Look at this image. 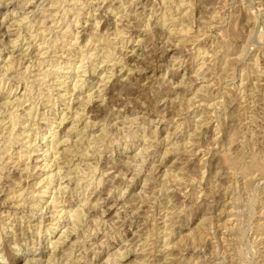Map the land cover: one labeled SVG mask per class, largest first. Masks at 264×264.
I'll return each instance as SVG.
<instances>
[{"label":"rangeland","instance_id":"374dc122","mask_svg":"<svg viewBox=\"0 0 264 264\" xmlns=\"http://www.w3.org/2000/svg\"><path fill=\"white\" fill-rule=\"evenodd\" d=\"M71 1L12 0L0 5V213L4 212L0 222L11 225L0 226V254L5 256L0 264H28L35 254L42 257V264H244L235 251L245 243L256 250L252 264H264V0ZM182 29L189 31L185 34ZM174 31L177 34L173 35ZM105 50L114 55L103 63ZM73 67L75 72H70ZM65 75L69 81L63 87L57 86ZM74 84L80 90L74 92ZM101 97L105 98L103 105ZM6 99H10V106H4ZM81 103L78 120L62 117ZM143 117L153 128L138 141L139 147H133L132 140L110 142L117 134L123 135L121 129L128 131L137 121L144 122ZM70 121L76 130L66 135ZM13 125L14 134L21 133L18 137L9 136ZM82 127L85 142H91L95 134L93 137L101 141L97 145L102 150L91 160L98 166L94 176L100 183L95 178L93 186L82 188L90 198L85 208L91 210L84 227L78 228L75 235L70 224L63 223L50 233L55 228L51 208L43 211L27 207L32 192L42 195L40 180L56 168L40 169L45 165L41 153L55 137L83 141L78 139ZM42 133L48 139H42ZM36 135L35 145H39L34 148L43 149L32 153L30 170L23 171L24 166L15 163L18 147L27 142L34 145ZM8 139L15 144L6 153H13L10 161L14 165L3 153ZM50 154L48 161L52 160ZM4 161L8 164L3 165ZM245 172L254 178L245 177ZM87 174L80 175L81 182L89 180L85 179ZM21 178L23 183L18 185ZM54 183L52 190L57 189ZM12 190L18 191L16 194L25 191L26 204L18 206L24 201L17 203L19 198L14 197L4 205ZM66 193L64 201L77 207L71 190ZM51 195L49 192L44 199L38 198L41 205H48ZM90 201L96 202L94 211ZM250 205L253 208L248 210ZM231 224L242 226L237 247ZM13 230H18L19 245L12 237ZM62 232L66 233L64 242L51 246ZM50 256L52 261H48Z\"/></svg>","mask_w":264,"mask_h":264},{"label":"bare ground","instance_id":"6f19581e","mask_svg":"<svg viewBox=\"0 0 264 264\" xmlns=\"http://www.w3.org/2000/svg\"><path fill=\"white\" fill-rule=\"evenodd\" d=\"M73 1V0H72ZM71 1V2H72ZM100 1V0H99ZM34 2V1H33ZM81 2V1H80ZM79 2V3H80ZM130 2V1H129ZM163 2V1H162ZM28 3V2H27ZM165 3V2H164ZM242 3V2H241ZM240 4V3H239ZM128 5H130V4H128ZM164 5V4H163ZM169 5V4H168ZM184 5H186V4H184ZM195 6V5H194ZM27 7V6H26ZM208 7V6H207ZM152 8V7H151ZM150 9V8H149ZM125 10V9H124ZM133 10V9H132ZM39 11V10H38ZM65 11V10H64ZM208 11V10H207ZM219 12V11H218ZM26 13V12H25ZM262 13V12H261ZM135 14V13H134ZM166 14V13H165ZM167 14L169 15V13L167 12ZM246 14H247V12H246ZM260 14V13H259ZM78 15H79V13H78ZM213 15H215V14H213ZM162 16H163V14H162ZM170 16V15H169ZM104 17V16H103ZM164 17V16H163ZM248 17V16H247ZM44 18V17H43ZM167 17H165V19H166ZM19 19H21V18H19ZM25 19V18H24ZM171 19V18H170ZM255 19V18H254ZM28 20V19H27ZM38 20V19H37ZM164 19H162V21H163ZM178 20V19H177ZM166 21V20H165ZM164 21V22H165ZM205 21V20H204ZM16 22V21H15ZM18 22V21H17ZM160 22H161V20H160ZM19 23H21V21L19 22ZM173 23V22H172ZM165 24V23H164ZM202 24V23H201ZM57 25V24H56ZM162 25V24H161ZM23 26V25H22ZM146 27V26H145ZM76 28V27H75ZM124 28V27H123ZM170 28V27H169ZM184 28V27H183ZM206 28V27H205ZM178 29V28H177ZM206 29H208V28H206ZM55 30V29H54ZM77 30V29H76ZM170 30V29H169ZM176 30V29H175ZM178 30H180V29H178ZM185 29H182L181 31H182V33H185L186 31L188 32L189 30H186V31H184ZM218 30V29H217ZM118 31V30H117ZM226 31V30H225ZM175 32V31H174ZM186 32V33H187ZM202 32H204V31H202ZM45 33V32H44ZM119 33V32H118ZM169 33H171V31H169ZM168 33V34H169ZM185 33V34H186ZM201 33V32H200ZM120 34H121V32H120ZM173 35H175V34H177L176 32L175 33H172ZM181 34V33H180ZM184 34V35H185ZM205 34V33H204ZM65 35H67V34H65ZM183 35V36H184ZM206 35V34H205ZM106 36V35H105ZM168 36V35H167ZM182 36V35H181ZM182 36V37H183ZM203 36V35H202ZM95 37V36H94ZM100 37V36H99ZM178 37V36H177ZM187 37V36H186ZM195 37V36H194ZM193 37V38H194ZM206 37V36H205ZM114 38V37H113ZM185 37H183V38H181V39H184ZM197 38H199V37H196V39ZM116 39V38H115ZM189 39V38H188ZM56 40V39H55ZM131 40V39H130ZM28 41V40H27ZM107 41V40H106ZM199 41V40H198ZM201 41V40H200ZM34 42V41H33ZM40 42V41H39ZM43 42V41H42ZM49 42V41H48ZM96 42V41H95ZM104 42V41H103ZM110 42V41H109ZM182 42V41H181ZM193 42V41H192ZM15 43V42H14ZM97 43V42H96ZM95 43V44H96ZM112 42H110L109 43V45H112L111 44ZM226 43V42H225ZM13 44V43H12ZM12 44H10V45H12ZM101 44V43H100ZM108 44V43H107ZM16 45V44H15ZM85 45H87V44H85ZM90 45H91V43H90ZM108 45V46H109ZM43 46V45H42ZM41 46V47H42ZM38 47H39V45H38ZM40 47V49H42ZM90 47V46H89ZM99 47V46H98ZM198 47V46H197ZM201 47V46H200ZM216 47V46H215ZM220 47V46H219ZM105 48V47H104ZM108 49H110V48H108ZM107 49V50H108ZM211 49V48H210ZM45 50V49H44ZM77 50V49H76ZM93 51V50H92ZM95 51V50H94ZM116 51V50H115ZM198 51V50H197ZM216 51V50H215ZM88 52V51H87ZM105 52H106V50H105ZM105 52H104V54H105ZM222 52V51H221ZM224 52V51H223ZM80 53V52H79ZM81 53H82V51H81ZM92 53V52H91ZM116 53V52H115ZM198 53H200V52H198ZM104 54H103V56H104ZM110 54H111V51H110ZM109 53H107L106 52V55H105V61L103 60V63L104 62H106L108 59H110V58H112L113 59V56L112 55H114V53L112 54V55H110ZM222 54V53H221ZM226 54V53H225ZM229 54V53H228ZM87 55V54H86ZM96 55V54H95ZM200 55V54H199ZM205 55V54H204ZM245 55V54H244ZM9 56V55H8ZM88 56H91V54L89 55L88 54ZM94 56V55H93ZM112 56V57H111ZM116 56V55H115ZM203 56V55H202ZM240 56V55H239ZM11 57V56H10ZM84 57V56H83ZM228 57V56H227ZM244 57V56H243ZM12 58V57H11ZM90 58V57H89ZM178 58V57H177ZM214 58V57H213ZM223 58V57H222ZM15 59V58H14ZM104 59V58H103ZM245 59V58H244ZM81 60V59H80ZM111 60V59H110ZM120 60V59H119ZM180 60V59H179ZM220 60V59H219ZM254 60V59H253ZM9 61H11V60H9ZM14 61V60H13ZM18 61V60H17ZM205 61V60H204ZM222 61V60H221ZM7 62V61H6ZM22 62V61H21ZM53 62V61H52ZM108 62H110V61H108ZM116 62V61H115ZM208 62V61H207ZM210 62V61H209ZM208 62V63H209ZM226 62V61H225ZM9 63V62H8ZM12 63H14V62H12ZM11 63V64H12ZM16 63V62H15ZM38 64V63H37ZM110 64V63H109ZM113 64V63H112ZM111 64V65H112ZM255 64V63H254ZM4 65H5V63H4ZM95 65V64H94ZM222 65V64H221ZM7 66V65H6ZM42 66V65H41ZM65 66V65H64ZM106 66V65H105ZM32 67V66H31ZM40 67V66H39ZM12 68V67H11ZM14 68V67H13ZM12 68V69H13ZM51 68V67H50ZM57 68V67H56ZM199 68V67H198ZM256 68V67H255ZM8 69V68H7ZM10 69V68H9ZM46 69V68H45ZM58 69V68H57ZM200 69V68H199ZM204 69V68H203ZM220 69V68H219ZM231 69V68H230ZM250 70V69H249ZM77 71H79V70H77ZM86 71V70H85ZM93 71V70H92ZM205 71V70H204ZM219 71H221V70H219ZM259 71V70H258ZM24 72V71H23ZM256 72V71H255ZM51 73V72H50ZM106 73V72H105ZM257 73V72H256ZM2 74V73H1ZM71 74V73H70ZM68 75H69V72H68ZM182 75V74H181ZM215 75V74H214ZM235 75V74H234ZM259 75V74H258ZM66 76V75H65ZM7 77V76H6ZM28 77V76H27ZM62 78V77H61ZM181 79V78H180ZM108 80V79H107ZM41 81V80H40ZM241 81V80H240ZM51 82V81H50ZM54 82V81H53ZM75 82V81H74ZM76 82H78V81H76ZM75 82V83H76ZM87 82V81H86ZM211 82H213V81H211ZM255 82V81H254ZM181 83V82H180ZM38 84V83H37ZM186 84V83H185ZM191 85V84H190ZM209 85V84H208ZM78 85L77 84H74V86H73V91L74 92H76V91H78V90H80V88H78L77 87ZM206 86V85H205ZM199 87V86H198ZM28 88V87H27ZM26 88V89H27ZM28 89H30V88H28ZM50 90V89H49ZM26 91H28V90H26ZM25 91V92H26ZM47 91V90H46ZM72 91V92H73ZM227 91V90H226ZM21 92V91H20ZM32 92V91H31ZM38 92V91H37ZM49 92V91H48ZM203 93V92H202ZM41 94V93H40ZM80 94V93H79ZM244 94V93H243ZM251 94V93H250ZM8 95V94H7ZM67 95V94H66ZM72 95H75V93H73ZM71 95V96H72ZM30 96V95H29ZM77 96V95H76ZM63 97V96H62ZM78 97H79V95H78ZM206 97V96H205ZM210 97V96H209ZM229 97V96H228ZM24 98V97H23ZM22 98V99H23ZM88 98V97H87ZM90 98V97H89ZM234 98V97H233ZM20 99V98H19ZM75 99V98H74ZM209 98H207V100H208ZM72 101H73V98L71 99ZM85 101H86V99H84ZM207 100L206 101H203V102H207ZM230 100V99H229ZM235 100V99H234ZM22 101V100H21ZM80 101V100H79ZM231 101V100H230ZM25 102V101H24ZM88 102V101H87ZM90 102V101H89ZM232 102V101H231ZM230 102V103H231ZM11 103V101H10V99H6V101L4 102V106H10L9 104ZM15 103V102H14ZM13 103V104H14ZM70 103V102H69ZM225 103V102H224ZM33 104H35V103H33ZM71 104V103H70ZM69 104V105H70ZM83 105V103H81L80 105H78V107H77V109L74 111L73 110V112H70V114L69 113H65V114H63L62 115V117L65 119V118H67V117H71V118H73L74 119V122H75V120L81 115V113H80V111H79V106H82ZM214 105H215V103H214ZM17 106H18V104H17ZM208 106V105H207ZM180 107V106H179ZM217 107V106H216ZM8 108V107H7ZM21 108V107H20ZM71 108V107H70ZM85 108H86V106H85ZM190 108V107H189ZM255 108V107H254ZM5 109V108H4ZM18 109V108H17ZM73 109V108H72ZM84 109V108H83ZM1 110V109H0ZM13 110L14 109H11L10 111H12L13 112ZM16 110V109H15ZM22 110V109H21ZM29 110V109H28ZM69 110H71V109H69ZM4 111H6V110H4ZM16 111H18V110H16ZM1 112H3L2 110H1ZM9 112V111H8ZM19 112V111H18ZM30 112H31V110H30ZM44 112V111H43ZM6 113H7V111H6ZM17 113V112H16ZM83 113V112H82ZM240 113V112H239ZM0 114H2V113H0ZM5 114V113H4ZM12 114V113H11ZM28 114H29V112H28ZM27 114V115H28ZM32 114V113H31ZM242 114V113H241ZM255 114V113H254ZM16 115V114H15ZM18 115V114H17ZM16 115V116H17ZM236 115V114H235ZM250 115V114H249ZM8 116V115H7ZM19 116H20V114H19ZM87 116V115H86ZM219 116V115H218ZM252 116H254L253 114H252ZM251 116V117H252ZM10 117H11V115H10ZM10 117H9V119H10ZM13 117H14V115H13ZM28 117V116H27ZM49 117V116H48ZM249 117V116H248ZM15 118V117H14ZM12 119V120H15V119ZM126 118V117H125ZM128 118V117H127ZM241 118V117H240ZM253 118V117H252ZM255 118V117H254ZM34 119V118H33ZM88 119V118H87ZM257 119H259V118H257ZM17 120V119H16ZM28 120V119H27ZM26 120V121H27ZM53 120V119H52ZM78 120V119H77ZM92 120V119H91ZM243 120V119H242ZM241 120V121H242ZM245 120V119H244ZM254 120V119H253ZM62 121H63V119H62ZM61 121V122H62ZM71 121H73V120H71ZM70 121V123H72ZM125 121V120H124ZM127 121V120H126ZM129 121V120H128ZM132 121V120H131ZM206 121V120H205ZM12 122V121H11ZM22 122V121H21ZM72 123V125L70 126V127H68V129L67 130H65L66 131V135H69V133L71 134L72 133V130H76V128H75V126H73L75 123ZM79 122V121H78ZM85 123H86V121H84ZM239 122V121H238ZM17 123V122H16ZM15 123V124H16ZM69 123V122H68ZM88 123V122H87ZM240 123V122H239ZM238 123V124H239ZM253 123V122H252ZM254 123H256V121L254 122ZM13 124H14V122H13ZM89 124L90 123H88L87 125H86V127H88L89 126ZM95 124V123H94ZM205 124V123H204ZM238 124H237V126H238ZM91 125H93L92 123H91ZM114 125V124H113ZM126 125V124H125ZM240 125V124H239ZM248 125V124H247ZM14 126V125H13ZM12 126V129H11V131H10V129H9V131L11 132L10 134H9V136H12V137H14V136H19V134H21L20 132H19V134H14V130H15V126L13 127ZM79 126V125H78ZM83 126V125H82ZM94 126V125H93ZM123 126V125H122ZM52 127V126H51ZM77 127V126H76ZM201 127V126H200ZM248 127V126H247ZM24 128V127H23ZM30 128V127H29ZM123 128V127H122ZM126 128V127H125ZM178 128V127H177ZM25 129L26 128H24L23 130L24 131H21L22 132V135H23V133L24 132H26L25 131ZM118 129V128H117ZM238 129H239V127H238ZM242 129V128H241ZM21 130V129H20ZM54 130V129H53ZM82 132H79L80 133V135L79 136H81V137H79L78 139H80V140H83V141H79V140H75V142L73 141H70L71 139H69L68 137L67 138H65V137H63L62 139H58V138H54L52 141H49V147H48V145H45V150L44 151H42V153L41 154H43V156H44V166H39L40 167V169H45L46 167L48 168V166H50V168L51 167H53V166H56V168H54V169H52V170H50V172H48L49 173V175L47 176V177H44V176H46V175H44L43 177L44 178H42L41 180H40V182L38 183V185L39 184H43V185H41V187L40 188H43V189H40L39 190V192L42 194V195H37V194H33V192L31 193L32 194V198H30L31 200L29 201V204L27 205V207L28 208H30L31 207V209H33L34 210V208H36V210H47V209H49V208H51V210H52V212H53V215H52V227H55V228H52V230L50 229V233L52 232L53 233V231L55 232V229L56 228H58V227H61V224H63V223H67V224H70L68 227H70L71 228V232H75V235H76V232H77V230H78V228H81V227H84V222H85V220L87 221V218H88V216H89V214L88 213H90L89 211H91V210H87V208H85L86 207V205H85V203L88 201V200H90V198L89 197H87L85 194L86 193H84V192H86L85 190L83 191L82 190V188H86V187H88L89 186V184L91 183L92 184V180L90 181V180H88V181H86L85 180V183L84 182H81L80 180V175L82 174V173H88L87 175L88 176H86L85 177V179L87 178V177H90V176H92L93 175V172H94V174L97 172V167H96V163H95V161H91V160H95L96 159V157H97V155H98V153L102 150H99L98 148L100 147L99 145H97L98 143H100L101 141H100V138L99 139H95L93 136H95V135H93L91 138L92 139H90V141L91 142H89V139H88V142H85V138H84V135H81V133L83 134V133H85V131L83 130V127H82ZM105 130V129H104ZM103 130V131H104ZM126 130V129H125ZM201 130V129H200ZM199 130V131H200ZM237 130V129H236ZM249 130V129H248ZM14 131V132H13ZM84 131V132H83ZM107 131V130H106ZM105 131V132H106ZM110 131V130H109ZM247 131V130H246ZM42 132V131H41ZM87 132V131H86ZM102 132V131H101ZM105 132H102V133H105ZM108 132V131H107ZM240 132V131H239ZM254 132V131H253ZM50 133H52V135H53V132L51 131ZM88 133V132H87ZM2 134V133H1ZM7 134V133H6ZM61 134V133H60ZM64 134H65V132H64ZM154 134H155V132H154ZM248 134V133H247ZM251 134V133H250ZM28 135H30V134H28ZM28 135H26V136H28ZM76 135V134H75ZM88 135H90V134H88ZM103 135V137H104V134H102ZM101 135V136H102ZM118 135V134H117ZM245 135V134H244ZM253 135V134H252ZM24 136V135H23ZM25 136V137H26ZM50 136V135H49ZM58 136V135H57ZM64 136V135H63ZM100 136V137H101ZM234 136V135H233ZM251 136V135H250ZM4 137V136H3ZM6 137H8V135L6 136ZM29 137V136H28ZM27 137V138H28ZM41 137H42V139H46L47 137H45V133H42V135H41ZM96 137V136H95ZM231 137V136H230ZM247 137V136H246ZM9 138H11V137H9ZM21 138V137H20ZM24 138V137H23ZM22 138V139H23ZM26 138V139H27ZM37 138H38V136L36 135V141L35 140H33L32 142H34V145H32V144H29L28 142H27V145H25V144H23V145H21V147H18V152H17V157H16V159L18 160V162L16 161L15 163H18V164H20V166L21 165H23L24 167H23V171L24 170H28L29 168H30V164H31V160H32V153L33 152H36L37 151V153H39V151L40 150H42L43 148H38V147H36V148H34L35 146H38L37 144L35 145V143H37ZM51 138V137H50ZM60 138V137H59ZM89 138V137H88ZM215 138V137H214ZM243 138V137H242ZM12 139V138H11ZM48 139V138H47ZM235 139V138H234ZM240 139V138H239ZM244 139V138H243ZM247 139V138H246ZM2 140V139H1ZM5 140H6V138H5ZM13 140V139H12ZM104 140V139H103ZM102 140V142H104ZM3 141V140H2ZM8 141H9V139H8ZM7 141V142H8ZM16 140L14 139V142H15ZM196 141H198V140H196ZM4 142H6V141H4ZM4 142H2L3 144H4ZM10 142V141H9ZM6 143L7 144V148L5 149L4 148V151H3V153L6 155V159H8V161L9 162H11L10 160H12V158L14 157L13 156V153L12 152H10V153H8V154H6L7 152H9V151H11V149L13 148V145H15V144H13L12 142H10V143ZM84 142V143H83ZM111 142V141H110ZM145 142V141H144ZM228 142V141H227ZM16 143H18L17 141H16ZM46 143V142H45ZM86 143H88V144H86ZM107 143H109V142H107ZM126 143V142H125ZM261 143V142H260ZM2 144V145H3ZM103 144V143H102ZM199 144V143H198ZM247 144V143H246ZM245 144V145H246ZM250 144V143H249ZM126 145V144H125ZM142 145V144H141ZM253 145H254V143H253ZM264 145V144H263ZM85 146H87V148L89 149V150H86L84 147ZM103 146V145H102ZM101 146V147H102ZM127 146V145H126ZM200 146V145H199ZM192 147V146H191ZM3 147H1V149H2ZM104 148V147H103ZM148 148V147H147ZM244 148V147H243ZM24 149V150H23ZM54 150V152L53 151H51V154H52V160L51 161H48L49 159H48V157H49V154H50V150ZM105 149V148H104ZM141 149V148H140ZM251 149H253V148H251ZM90 150H92V152L90 151ZM204 150V149H203ZM202 150V151H203ZM230 150V149H229ZM244 150V149H243ZM2 151V150H1ZM13 151V150H12ZM145 151V150H144ZM250 151V150H249ZM14 152H15V150H14ZM41 152V151H40ZM227 152V151H226ZM252 152V151H251ZM0 153H2V152H0ZM140 153V152H139ZM139 153H137L138 155H139ZM197 153V152H196ZM231 153H233V150H232V152ZM230 153V154H231ZM240 153V152H239ZM242 153V152H241ZM240 153V154H241ZM50 154V155H51ZM100 154H102V153H100ZM147 154V153H146ZM229 154V153H228ZM244 154V153H243ZM4 155V156H5ZM39 155V154H38ZM143 155V154H142ZM255 155V154H254ZM260 155V154H259ZM3 156V157H4ZM144 156V155H143ZM230 156V155H229ZM258 156V155H257ZM50 157V158H51ZM232 157V156H231ZM260 157H263V156H261L260 155ZM36 158H38V157H36ZM141 158V157H140ZM139 158V159H140ZM125 159V158H124ZM143 159V158H142ZM145 159V158H144ZM245 159H247V158H245ZM250 159V158H249ZM1 160V159H0ZM13 161H15V159L13 160ZM137 161V160H136ZM5 162V161H4ZM77 162V163H76ZM97 162V161H96ZM130 162V161H129ZM247 162H248V160H247ZM250 162V161H249ZM12 164H13V162H11ZM99 163V162H98ZM127 163V162H126ZM125 163V164H126ZM145 163V162H144ZM151 163V162H150ZM201 163V162H200ZM241 163V162H240ZM8 164V162H5V163H3V165H7ZM64 165V166H62L61 167V165ZM135 164V163H134ZM138 164V163H137ZM195 164V163H194ZM242 164V163H241ZM249 164V163H248ZM1 165V164H0ZM14 165V164H13ZM144 165V164H143ZM151 166V165H150ZM230 166V165H229ZM1 167V166H0ZM8 167V166H7ZM13 167V166H12ZM65 168V171L63 172L62 170V168ZM71 167H73V168H71ZM241 167V166H240ZM239 167V168H240ZM2 168V167H1ZM0 168V169H1ZM6 168V167H5ZM14 168V167H13ZM12 168V169H13ZM134 168H135V166H134ZM136 168H138V166L136 167ZM236 168V167H235ZM18 169V168H17ZM37 169V168H36ZM139 169H141V168H139ZM6 170V169H5ZM22 170V169H21ZM20 170V171H21ZM30 170V169H29ZM104 170V169H103ZM129 170V169H128ZM133 170V169H132ZM136 170V169H135ZM142 170V169H141ZM199 170H201V168L199 169ZM230 170V169H229ZM140 171V170H139ZM223 171H225V170H223ZM232 171V170H231ZM237 171V170H236ZM238 171H239V169H238ZM237 171V172H238ZM22 172V171H21ZM141 172V171H140ZM200 172V171H199ZM240 172V171H239ZM23 173V172H22ZM101 173V172H100ZM231 173H233V171L231 172ZM246 173V172H245ZM255 173V172H254ZM257 173V172H256ZM5 174V173H4ZM20 174V173H19ZM90 174H92V175H90ZM226 174V173H225ZM230 174V173H229ZM241 174V173H240ZM253 174V173H252ZM8 175V174H7ZM101 175V174H100ZM105 175V174H104ZM120 175V174H119ZM201 175H203V174H201ZM226 175H228V174H226ZM232 175V174H231ZM235 176L237 175L238 176V174L237 173H235L234 174ZM233 175V176H234ZM246 175H248V173H246ZM255 175V174H254ZM41 176V175H40ZM56 176H58L57 178V180H56ZM125 176V175H124ZM138 176V175H137ZM241 176V175H240ZM242 176H244V175H242ZM251 177L252 179L254 178L253 176H251V175H248V176H245V177ZM1 177H2V175H0V180H1ZM70 177V178H69ZM199 177H201V176H199ZM198 177V180L199 179H201V178H199ZM3 178V177H2ZM4 178H6V177H4ZM96 178V177H95ZM94 178V179H95ZM101 178V177H100ZM133 178V177H132ZM242 178V177H241ZM246 178V179H247ZM257 178V177H256ZM17 179V178H16ZM97 179V178H96ZM102 179V178H101ZM136 179V178H135ZM196 179V178H195ZM194 179V180H195ZM24 180V179H23ZM23 180H22V178L20 179V181H18V185H20L21 183H23ZM66 180V181H65ZM98 180L99 179H97V182H98ZM129 180H131V179H129ZM236 180V179H235ZM242 180V179H241ZM240 180V181H241ZM247 181V180H246ZM250 181V180H249ZM25 182H26V180H25ZM54 182H57V189L55 188L54 190H52L53 189V184H55ZM102 182V181H101ZM236 182V181H235ZM238 182V181H237ZM244 182V181H243ZM248 182V181H247ZM258 182V181H257ZM256 182V183H257ZM261 182V181H260ZM98 183H100V182H98ZM145 183V182H144ZM143 183V184H144ZM195 183V182H194ZM17 184H15V185H17ZM102 184V183H101ZM200 184V183H199ZM243 184H245V183H243ZM254 184V183H253ZM35 186H36V184H34ZM85 185V186H84ZM96 185H99V184H96ZM247 185V184H246ZM28 186H29V183H28ZM71 186V187H70ZM93 186V185H92ZM231 186V185H230ZM25 187H26V185H25ZM24 187V188H25ZM214 187H215V185H214ZM248 187V186H247ZM246 187V188H247ZM10 188H13V186H10ZM17 188V187H16ZM71 188V189H70ZM71 190V192H72V195L74 196V198H76L77 199V203L76 204H78V206L77 207H75V208H72L66 201H64V199H63V194L65 193V194H67L66 193V191H70ZM93 189H96L95 187L93 188ZM26 190H27V188H26ZM87 190V189H86ZM127 190V189H126ZM142 190V189H141ZM155 190V189H154ZM244 190V192H245V189H243ZM15 191L16 190H12V191H8V194L6 195V197H5V200H4V205H5V202L7 201V200H9V199H11V198H13L14 199V197H18L19 199L18 200H16V202L18 203V201L20 200H22V201H24V203H18L17 205L18 206H23L24 204H26L25 202L26 201H28V200H26V199H24V192L25 191H22V192H20L19 194H16L15 193ZM51 191H53V192H51ZM123 191V190H122ZM159 191V190H158ZM240 191V190H239ZM238 191V193H241V192H239ZM247 191H248V189H247ZM247 191H246V193H247ZM250 191V190H249ZM16 192H18V191H16ZM28 192V191H27ZM37 192V191H36ZM50 192V195H51V193H52V197H50L51 198V201H50V203L48 204V205H46V206H43V205H41V200H39V199H44L45 198V196H46V194L47 193H49ZM101 192H103V191H101ZM110 192V191H109ZM236 192V191H235ZM234 192V193H235ZM243 192V193H244ZM93 193V192H92ZM16 194V195H15ZM58 194V195H57ZM145 194V193H144ZM249 194V193H248ZM68 195V194H67ZM93 195V194H92ZM91 195V196H92ZM140 195V194H139ZM238 195H241V194H238ZM243 195H245V194H243ZM243 195H241V196H243ZM247 195V194H246ZM252 195V194H251ZM70 196H71V194H70ZM237 196V195H236ZM241 196H238L239 198L241 197ZM37 198L36 200L34 199V198ZM118 197V196H117ZM148 197V196H147ZM250 197V196H249ZM39 198V199H38ZM96 198V197H95ZM242 198V197H241ZM15 199H17V198H15ZM72 200H73V198H71ZM144 199V198H143ZM238 199V198H237ZM251 199V198H250ZM145 200H147V199H145ZM232 200V199H231ZM234 200V199H233ZM232 200V202H234ZM239 200V199H238ZM237 200V201H238ZM246 200L247 199H245V202H246ZM237 201H235L234 203H236ZM240 201V203L242 202V199H240L239 200ZM249 201V200H248ZM247 201V202H248ZM75 202V201H74ZM91 202V201H90ZM95 202V201H94ZM148 202V201H147ZM14 203H15V201H14ZM125 203V202H124ZM141 203V202H140ZM239 203V204H240ZM243 203H244V201H243ZM251 203V202H250ZM256 203V202H255ZM72 204V203H71ZM90 204H92L90 207H91V209L93 208V211H94V209H95V206H97L96 205V202L93 204L92 202L90 203ZM111 204V203H110ZM139 204V203H138ZM225 204H226V202H225ZM2 205H3V203H2ZM1 205V206H2ZM9 205V204H8ZM50 205V206H49ZM87 205H89V203L87 204ZM236 205V204H235ZM119 206V205H118ZM139 206V205H138ZM237 206V205H236ZM242 206V205H241ZM244 206V205H243ZM256 206V205H255ZM9 207V206H8ZM15 207V206H14ZM238 207V206H237ZM249 207V209L248 210H250V207H251V205L250 206H248ZM232 208V207H231ZM236 208V207H235ZM245 208V207H244ZM251 208H253V207H251ZM260 208V207H259ZM11 209H12V207H11ZM16 209V208H15ZM239 209V208H238ZM240 209H241V207H240ZM110 210V209H109ZM135 210V209H134ZM133 210V211H134ZM180 210V209H179ZM235 210H237V209H235ZM235 210H232V212L233 211H235ZM242 210V209H241ZM253 210V209H252ZM255 210V209H254ZM8 211V210H7ZM42 211V212H43ZM50 211V210H49ZM238 211V210H237ZM10 212H11V210H10ZM117 212V211H116ZM236 212V211H235ZM239 212V211H238ZM237 212V213H238ZM241 212V211H240ZM242 212H245V210L244 211H242ZM247 212V211H246ZM252 212V211H251ZM3 213L4 212H2V213H0V217H2L3 216ZM8 214H10L9 212H7ZM13 213V212H12ZM180 213V212H179ZM248 213V212H247ZM250 213V212H249ZM138 214V213H137ZM233 214H235V213H233ZM240 214V213H239ZM245 214V213H244ZM251 214H253V213H251ZM256 214V213H255ZM258 214V213H257ZM7 215V214H6ZM13 214H11V216H12ZM15 215V214H14ZM96 215H98V214H96ZM237 215V214H236ZM10 216V215H9ZM16 216V215H15ZM92 216V215H91ZM138 216H140L139 214H138ZM235 216V215H234ZM246 216H247V214H246ZM146 217V216H145ZM243 217V216H242ZM250 217V216H249ZM2 218H4V216L2 217ZM23 218H25V217H23ZM248 218V217H247ZM106 219V218H105ZM235 219H237V217L235 218ZM21 220V219H20ZM100 219H98V221H99ZM239 220V219H238ZM238 220H237V222H238ZM244 220H245V218H244ZM247 220V219H246ZM251 220H252V218H251ZM43 221V220H42ZM41 221V224L43 223ZM105 221V220H104ZM240 221H242L241 219H240ZM239 221V222H240ZM248 221V220H247ZM246 221V222H247ZM92 222H93V220H92ZM95 222V221H94ZM101 222V221H100ZM99 222V223H100ZM227 222V221H226ZM233 222V221H232ZM235 222V221H234ZM233 222V223H234ZM237 222H235V223H237ZM122 223V222H121ZM241 223V222H240ZM240 223H238V224H240ZM242 223H244V222H242ZM241 223V224H242ZM259 223V222H258ZM40 224V225H41ZM102 224V223H101ZM39 225V224H38ZM85 225H88V224H85ZM92 225V224H91ZM99 225V224H98ZM104 225V224H103ZM165 225V224H164ZM224 225H226V224H224ZM232 225V227H233V224H231ZM230 225V226H231ZM245 225V224H244ZM243 225V226H244ZM247 226H249L248 225V223L246 224ZM0 226L1 227H11V225L10 226H6L5 225V223L4 222H0ZM101 226V225H100ZM240 226V225H239ZM13 227V226H12ZM30 227V226H29ZM40 227V226H39ZM63 227V226H62ZM65 227V226H64ZM87 227V226H86ZM92 227H93V225H92ZM96 227H97V225H96ZM226 227H227V225H226ZM230 228V232H232V235H234V236H232L233 238H232V240L234 241L235 240V246L234 247H237V241L236 240H238L239 239V233H240V231H241V227L242 226H240V227H233V228ZM252 227V226H251ZM50 228V227H49ZM225 228V227H224ZM223 228V229H224ZM248 227H246V229H247ZM254 228V227H253ZM3 229H5V228H3ZM2 229V230H3ZM7 229V228H6ZM8 229H10V228H8ZM12 229V228H11ZM97 229V228H96ZM146 229V228H145ZM170 229V228H169ZM210 229V228H209ZM228 229V228H227ZM243 229V228H242ZM245 229V228H244ZM255 229V228H254ZM263 229V228H262ZM66 230H68V228L66 229ZM65 230V231H66ZM90 230V229H89ZM91 230H93V229H91ZM41 231V230H40ZM39 231V232H40ZM95 231V230H94ZM144 231V230H143ZM227 231V230H226ZM228 231H229V229H228ZM5 232V231H4ZM22 232V230L20 229V233ZM96 232V231H95ZM123 232V231H122ZM149 232V231H148ZM152 232V231H151ZM242 232V231H241ZM243 232H244V230H243ZM13 234H12V237H13V239L15 240V241H17L16 242V244L17 245H19L18 244V239H17V236H19V233H18V230L16 231V230H13V232H12ZM34 233V232H33ZM68 233H69V231H68ZM78 233V232H77ZM84 233V232H83ZM139 233V232H138ZM66 233H61V234H59V236H58V238L56 239L55 238V240H52L51 238V246L52 245H54L55 243H60V242H64V239L66 238V235H65ZM86 234V233H85ZM158 234V233H157ZM171 234H172V232H171ZM240 234H242V233H240ZM25 235V234H24ZM229 236H230V234H228ZM82 236H84V235H82ZM118 236V235H117ZM171 236V235H170ZM225 236H227V235H225ZM224 236V237H225ZM1 237V236H0ZM10 237V236H9ZM51 237V236H50ZM69 237V236H68ZM147 237V236H146ZM149 237V236H148ZM157 237V236H156ZM168 237H169V235H168ZM241 237H243V236H241ZM20 238V237H19ZM21 238H22V236H21ZM81 238H83V237H81ZM113 238V237H112ZM166 238V237H165ZM223 238V237H222ZM227 238V237H226ZM229 238V237H228ZM12 239V240H13ZM164 239V238H163ZM225 239V238H224ZM224 239H222V240H224ZM258 239V238H257ZM77 240V239H76ZM75 240V241H76ZM148 240V239H147ZM169 240V239H168ZM240 240H241V238H240ZM239 240V241H240ZM1 241V240H0ZM11 241V240H10ZM75 241L73 242V243H75ZM106 241V240H105ZM152 241V240H151ZM232 241V242H233ZM238 241V242H239ZM86 242V241H85ZM84 242V243H85ZM145 242V241H144ZM224 242V241H223ZM229 242V241H228ZM15 243V242H14ZM169 243V242H168ZM251 243H253V242H251ZM63 244V243H62ZM156 244V243H155ZM239 244V243H238ZM254 244H255V241H254ZM253 244V245H254ZM56 245H58V244H56ZM55 245V246H56ZM145 245V244H144ZM152 245V244H151ZM166 245V244H165ZM165 245H163V246H165ZM225 245V244H224ZM227 245V244H226ZM231 245V244H230ZM256 245V244H255ZM15 246V245H14ZM83 246H84V244H83ZM239 246V245H238ZM240 246H241V244H240ZM239 246V247H240ZM16 247V246H15ZM18 247V246H17ZM27 247V246H26ZM61 247H62V245H61ZM124 247V246H123ZM228 247V246H227ZM226 247V248H227ZM9 248V247H8ZM12 248H13V246H12ZM56 248V250H57V248H59V247H55ZM230 248V247H229ZM256 248V247H255ZM16 249V248H15ZM130 249V248H129ZM133 249V248H132ZM223 249H225V248H223ZM234 249H236V248H234ZM257 249V248H256ZM13 250V249H12ZM11 250V251H12ZM75 250V249H74ZM143 250V249H142ZM121 251V250H120ZM119 251V252H120ZM131 251V250H130ZM223 251V250H222ZM231 251V250H230ZM229 251V252H230ZM36 252V251H35ZM56 252V251H55ZM63 252V251H62ZM123 252V251H122ZM235 252H237V250L235 251ZM264 252V251H263ZM38 253V252H37ZM65 253H67V252H65ZM121 253V252H120ZM119 253V254H120ZM125 253V252H124ZM142 253V252H141ZM145 253V252H144ZM150 253V252H149ZM226 253V252H225ZM53 254H55L54 253V251L52 252V255ZM71 254V253H70ZM226 254H228V253H226ZM232 254H234V253H232ZM261 254V253H260ZM17 255V254H16ZM36 255H38V254H35V256ZM41 255V254H40ZM235 255V254H234ZM259 255V254H258ZM32 257V258H30L29 260H28V262L30 263H32V264H42V257L40 256V257ZM122 256V255H121ZM144 256V255H143ZM240 256V255H239ZM67 258H68V256H66ZM70 257L71 256H69V259H70ZM108 257V256H107ZM141 257V256H140ZM145 257V256H144ZM206 257V256H205ZM223 257V256H222ZM233 257V256H232ZM235 257H236V255H235ZM80 258H81V256H80ZM119 258H120V256H119ZM229 258H230V255H229ZM240 258V257H239ZM0 259H1V262L2 261H4L5 260V256L4 255H1L0 254ZM14 259V258H13ZM114 259V258H113ZM138 259V258H137ZM242 259H244V258H242L241 257V260ZM53 260V257L52 256H50V258L48 259V261H52ZM79 261H80V259H78ZM78 260H76V262L78 261ZM143 260V259H142ZM141 260V261H142ZM233 260V259H232ZM240 260V261H241ZM70 261V260H69ZM236 261H238L237 259H236ZM27 262V263H28ZM140 262V261H139ZM230 262V261H229ZM232 262V261H231ZM239 262V261H238ZM255 262V261H254ZM28 263V264H29ZM44 263V262H43ZM49 263V262H48ZM141 263V262H140ZM234 263V262H233ZM52 264V263H51ZM139 264V263H138ZM143 264V263H142ZM145 264V263H144ZM236 264V263H235ZM241 264V263H240ZM255 264V263H254ZM260 264V263H259Z\"/></svg>","mask_w":264,"mask_h":264},{"label":"clouds","instance_id":"9594fccd","mask_svg":"<svg viewBox=\"0 0 264 264\" xmlns=\"http://www.w3.org/2000/svg\"><path fill=\"white\" fill-rule=\"evenodd\" d=\"M11 3L12 0H0V5H3L4 3ZM99 26V21L97 22V28ZM100 37H97V40H100ZM100 60L99 55V49H97V55H96V62L98 66V62ZM70 72H75V68H71ZM84 75V70L81 68V71L79 73V76L82 77ZM69 81V77L66 75L64 80L61 81L57 86L63 87L65 84ZM105 103V98L101 97V104L103 105ZM144 122L137 121L136 126L133 128L128 129V131H125L124 129H121L120 131L123 133V135L118 134L117 137H113L111 140L112 144H116L120 141L124 140H132L134 141L133 147H139V140H142L144 138V134L148 131V129L153 128V125L149 122H147V117L142 118ZM82 134V133H81ZM143 149L141 150V153H143ZM143 162V161H142ZM94 172L93 175L89 177V180H94ZM91 183L89 184V187H91ZM111 195V193H110ZM238 255L244 258V264H252V261L255 259L256 250L252 247L251 244H242L237 249Z\"/></svg>","mask_w":264,"mask_h":264}]
</instances>
